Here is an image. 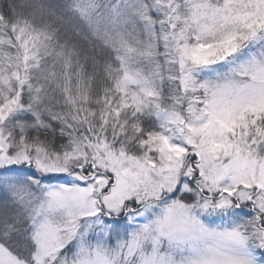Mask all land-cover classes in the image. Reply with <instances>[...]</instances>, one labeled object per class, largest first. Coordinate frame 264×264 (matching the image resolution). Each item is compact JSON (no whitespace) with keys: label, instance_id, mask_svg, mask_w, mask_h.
Listing matches in <instances>:
<instances>
[{"label":"snow or ice","instance_id":"obj_1","mask_svg":"<svg viewBox=\"0 0 264 264\" xmlns=\"http://www.w3.org/2000/svg\"><path fill=\"white\" fill-rule=\"evenodd\" d=\"M0 264H264V0H0Z\"/></svg>","mask_w":264,"mask_h":264}]
</instances>
